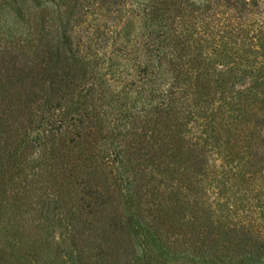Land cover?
I'll list each match as a JSON object with an SVG mask.
<instances>
[{
    "label": "trees",
    "instance_id": "1",
    "mask_svg": "<svg viewBox=\"0 0 264 264\" xmlns=\"http://www.w3.org/2000/svg\"><path fill=\"white\" fill-rule=\"evenodd\" d=\"M168 261L264 264V0H43L0 38V264Z\"/></svg>",
    "mask_w": 264,
    "mask_h": 264
},
{
    "label": "rangeland",
    "instance_id": "2",
    "mask_svg": "<svg viewBox=\"0 0 264 264\" xmlns=\"http://www.w3.org/2000/svg\"><path fill=\"white\" fill-rule=\"evenodd\" d=\"M43 0H0V38L3 35L15 36L23 35L31 30V16L36 11L37 5ZM59 4L65 3L66 0H57ZM137 22L135 21V24ZM134 24V22L132 23ZM129 58L126 62H129ZM110 63L103 62L100 67L96 70L98 75V82L102 83V94L103 101L107 104L111 102L112 98L121 90V83L119 81H109L110 77L108 74L111 71ZM92 70V69H90ZM39 135V134H38ZM37 134H33L36 137ZM185 212L183 211V214ZM187 219L183 220L186 222ZM221 248L225 247L224 241H221ZM161 264V263H155ZM163 264V263H162ZM166 264H177L176 262H169ZM179 264H185L180 262Z\"/></svg>",
    "mask_w": 264,
    "mask_h": 264
}]
</instances>
